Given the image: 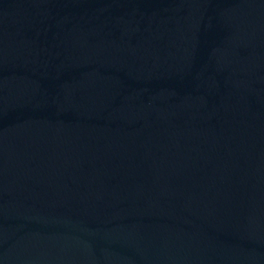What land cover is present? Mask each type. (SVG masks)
<instances>
[{
	"label": "water",
	"instance_id": "95a60500",
	"mask_svg": "<svg viewBox=\"0 0 264 264\" xmlns=\"http://www.w3.org/2000/svg\"><path fill=\"white\" fill-rule=\"evenodd\" d=\"M0 264H264V0H0Z\"/></svg>",
	"mask_w": 264,
	"mask_h": 264
}]
</instances>
